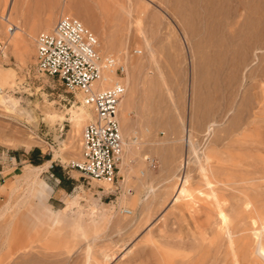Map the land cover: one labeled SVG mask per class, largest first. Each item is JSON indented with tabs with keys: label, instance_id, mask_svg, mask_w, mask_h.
Listing matches in <instances>:
<instances>
[{
	"label": "rangeland",
	"instance_id": "1",
	"mask_svg": "<svg viewBox=\"0 0 264 264\" xmlns=\"http://www.w3.org/2000/svg\"><path fill=\"white\" fill-rule=\"evenodd\" d=\"M63 15L124 64L112 181L70 166L93 112L34 64ZM0 42V264H264V0H0Z\"/></svg>",
	"mask_w": 264,
	"mask_h": 264
},
{
	"label": "built area",
	"instance_id": "2",
	"mask_svg": "<svg viewBox=\"0 0 264 264\" xmlns=\"http://www.w3.org/2000/svg\"><path fill=\"white\" fill-rule=\"evenodd\" d=\"M15 28L7 23L6 32ZM34 42L36 70L77 91L81 103L93 112L81 129L79 158L70 166L85 178L112 181L123 150L116 117L125 91L118 80L124 73L123 62L114 55L101 56L94 33L74 16L59 17L49 31L38 32ZM3 47L0 42V51ZM104 72H113L118 79L107 87H94Z\"/></svg>",
	"mask_w": 264,
	"mask_h": 264
},
{
	"label": "bare ground",
	"instance_id": "3",
	"mask_svg": "<svg viewBox=\"0 0 264 264\" xmlns=\"http://www.w3.org/2000/svg\"><path fill=\"white\" fill-rule=\"evenodd\" d=\"M255 8V7H254ZM254 10V9H253ZM20 28L16 27L14 29L13 32L9 33L11 36V46H14L16 47L18 45V34L20 32ZM21 44V43H20ZM133 61L131 62V65H133ZM113 73V72H111ZM113 75V74H112ZM109 76V75H106L105 73H103L102 77L95 81L93 83V86L94 87H98V88H103V87H107V85L113 81V76ZM126 85V83H125ZM125 92V91H124ZM124 95V94H123ZM123 97V96H122ZM121 97V99H122ZM120 99V101H121ZM120 101L118 103V106H117V113H116V117H117V120L119 122V119H118V110H119V104H120ZM85 112H81L80 115H79V118L78 119H75L74 122L77 123L78 121H80L81 119H83L85 117ZM119 128H120V133H121V136H122V141H123V145H124V139H123V135H122V132H121V127H120V123H119ZM133 142L131 141L130 144H132ZM126 144V143H125ZM122 157V156H121ZM121 161V160H120ZM186 161V160H185ZM42 167V166H41ZM44 167V166H43ZM40 169V166L39 167H32L30 168L28 171H26L24 174L20 175L18 178H17V182H21V181H27L28 183L30 181H33L34 179H36V173L37 171H39ZM204 170V169H203ZM140 174L144 175V173L141 171ZM99 181V180H98ZM19 186V185H18ZM179 190V189H178ZM185 192V189L182 187L180 188V191H179V195L176 196V199L182 194ZM219 201V200H218ZM6 205V204H5ZM8 206V205H7ZM11 207V206H10ZM9 207V208H10ZM14 209V208H12ZM15 210V209H14ZM5 211H2V213H0V217L4 214ZM123 212L125 213H131L130 210H127V209H123ZM220 212V215L225 218V215L223 214L222 210L219 211ZM259 254L261 255L262 258H264V246H262V244L259 246Z\"/></svg>",
	"mask_w": 264,
	"mask_h": 264
},
{
	"label": "trees",
	"instance_id": "4",
	"mask_svg": "<svg viewBox=\"0 0 264 264\" xmlns=\"http://www.w3.org/2000/svg\"><path fill=\"white\" fill-rule=\"evenodd\" d=\"M44 158H47V157L44 156ZM33 163L36 164V163H39V161H34ZM51 172H52V174H53L56 178H58V179H61V178H62L61 175H60V173H58V172L55 170L54 167H51Z\"/></svg>",
	"mask_w": 264,
	"mask_h": 264
},
{
	"label": "crops",
	"instance_id": "5",
	"mask_svg": "<svg viewBox=\"0 0 264 264\" xmlns=\"http://www.w3.org/2000/svg\"><path fill=\"white\" fill-rule=\"evenodd\" d=\"M32 167H39V166H32Z\"/></svg>",
	"mask_w": 264,
	"mask_h": 264
}]
</instances>
